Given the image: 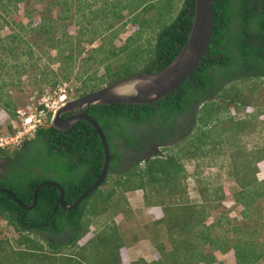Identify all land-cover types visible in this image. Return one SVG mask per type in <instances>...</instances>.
<instances>
[{
    "label": "rangeland",
    "instance_id": "rangeland-1",
    "mask_svg": "<svg viewBox=\"0 0 264 264\" xmlns=\"http://www.w3.org/2000/svg\"><path fill=\"white\" fill-rule=\"evenodd\" d=\"M183 3L184 0H23L12 11H1L5 18H0V149L10 157L5 163L7 173L4 176L9 173H24L32 161L38 163L34 174L41 175L40 168L45 164L44 150L37 141L18 150L23 140L31 138L38 125L50 124L54 111L62 102L82 93L79 88L83 78L87 75L97 78L104 76L106 64L113 71H118L116 79L141 72L153 57L158 32L172 21ZM142 5L147 7L139 8ZM133 7L139 9L135 10ZM42 22L50 27V34H42L37 30L36 27ZM13 33H17L22 41L11 44L7 37ZM46 37L52 38L57 46H48L45 43ZM125 45L128 47L119 50ZM11 46H15L11 48L12 51ZM112 51H116V55L112 56ZM68 54H73L75 58L74 66L69 68L64 61ZM109 55L112 57L109 58ZM100 59L104 62L97 61ZM230 74L233 76L234 71ZM55 78L58 83L53 86L51 82ZM107 80V76H104L102 81L95 83L106 81L105 85ZM230 96L235 102L249 104L245 108L264 110V79L246 76L224 83L219 92L211 96L212 102H209L211 105H218L220 109L214 111L210 106L195 109L193 119L187 126L186 116L182 115L177 122L178 134L164 141L168 143L166 148L151 153L147 158L155 154L165 158L167 151L181 157L180 161L186 172V178L181 183L184 190L180 201L174 197L173 203L176 205L187 200L202 207L204 213L200 224L188 231L185 228L183 230L186 223L178 217L172 223L161 221V208L155 206L161 211L158 214L155 209L149 211L153 206L146 205L143 188L128 191L117 188L114 185L115 174L130 168L122 164L91 196L100 198L103 193L105 197L107 190H113L111 199L117 201L119 206L115 213L112 214L111 210L113 203L108 204L110 207L106 210L96 208L94 213L89 211L90 200L85 204L82 220L86 221L89 217L87 232L90 238L96 237L93 245L97 241L101 245V249L98 247L92 251L97 262L105 260L107 254L109 257L114 255L116 241L113 239L119 238L116 253L118 264H150L160 258L158 246L171 252L178 244L181 245L182 253L173 252L175 255L171 261L177 262L180 257L181 264H198L202 254H198L195 249L200 248L205 253H212V264H237L231 246L235 240L244 241L248 237L255 242L254 251L261 255L257 264H264V199H256L246 215H243V205L237 199L244 189V185L238 180L243 177L242 180L247 182L246 177L252 178L253 172L248 167V162L254 158L257 149L264 146V122H259L254 117L243 123L236 119L230 121V107H234V104H229ZM5 104H9L10 109L15 108L14 117L4 107ZM41 105L43 107L40 109ZM213 114L220 118V123L215 122V137H202L199 142L207 143H202L203 146L195 151L190 143L192 139L198 143L194 134L201 127L206 129L213 126L209 121L205 124L200 117L208 118ZM26 117L30 120L27 123L23 121ZM149 127L138 128L144 130ZM16 134L19 137L15 139ZM158 137L160 139L162 136ZM182 149L187 154L182 156ZM137 164L144 166L142 159ZM46 176L52 181H62V177L55 173ZM256 176L257 180L264 178V164L259 165ZM165 187L169 186H164V189ZM170 190H173L171 186ZM97 201L99 202H93ZM155 215L160 216V219H155ZM209 224L212 226L207 228ZM204 230L210 238L228 240L229 250H218L204 240L195 239ZM251 230H255V233L251 234ZM26 235L24 232L23 236ZM28 235L51 256L46 244V233L29 232ZM103 235L110 239L106 248L99 239ZM20 236V232L10 226L6 219L0 218V240L11 242L10 245L4 244L5 251L18 248L16 241ZM66 239L65 234L57 238L61 249L56 257L52 256L57 259H50L43 264H68L64 258L71 252L75 253L77 247L67 245ZM182 239L197 240L193 244H196L192 250L194 257L185 253L183 244H180ZM83 241L84 239H80L78 244H83ZM122 250L126 260H123Z\"/></svg>",
    "mask_w": 264,
    "mask_h": 264
},
{
    "label": "trees",
    "instance_id": "trees-1",
    "mask_svg": "<svg viewBox=\"0 0 264 264\" xmlns=\"http://www.w3.org/2000/svg\"><path fill=\"white\" fill-rule=\"evenodd\" d=\"M21 1L23 0H0V18H5L2 16V12L7 13L8 11H12ZM234 2L232 0H212L213 28L206 52L189 77L174 92L150 104L120 102L88 107L87 113L99 123L110 145L108 172L101 186L105 184L113 171L121 165L123 153L130 148L133 150L138 149L135 139L119 123L124 125L133 124L138 127L160 124L170 129V137L174 138L177 135L174 132V128L182 115L186 116L187 126L193 119L195 109L201 110L203 107L209 106L214 111L220 109L214 103L212 105L209 104L210 101L212 102L211 96L218 93L220 87L227 81H230L231 78L246 77V60L248 57L251 59L252 64L257 66L262 62L264 66V0H234ZM233 4L235 5L234 10L232 9ZM142 7L145 9L147 6H139V8ZM193 7L194 0H184L183 6L177 15L168 25L160 29L153 51V57L145 64L141 72L159 70L176 56L189 34ZM133 8L135 10L139 9L138 7ZM36 28L42 34H50V27L45 26L43 22ZM109 28L111 29L112 25ZM231 37L234 38L231 39ZM7 38H9L11 44L22 41L17 33H13ZM45 43L50 47L57 46L55 41L50 37H46ZM14 47L11 46L10 51ZM127 47L128 45L122 46L119 50ZM229 47L234 49V57L229 53ZM111 55H116V51H112ZM111 55H109V58L112 57ZM74 59L73 54L66 56L64 61L67 68L74 66ZM97 61L104 62L102 59ZM105 68L104 76H107V83L112 82L116 79L118 71H113L109 64H106ZM233 70L234 75L232 76L230 73ZM261 71L264 72V69H261ZM104 76L97 78L87 75L83 78L82 85L79 88L81 89V94L102 86L106 81L97 83L95 81H102ZM64 77L66 78V76ZM57 83V78L51 82L53 86ZM229 101V104H234V107H230L231 111L228 117L230 121L236 119L243 123L248 118L254 117L257 121L264 122L263 109L255 110L253 108L248 113L245 110V106L249 104L235 102L231 96ZM4 107L9 110L12 117L15 116L16 110L14 107L10 109L9 104H5ZM42 107L41 105L40 109ZM216 115L213 114L208 118L200 117L205 124L209 121L213 123V126L206 128L207 130L200 126L201 128L194 134L196 137L195 140L197 139L198 143L193 139L190 143L193 144L195 151L200 149V146H203L202 143H207V141L199 142L202 137L214 135L215 122L218 124L220 121V118ZM233 128L235 129V126ZM34 130V137L23 140L22 145L25 147L34 141L43 143V162L45 164L40 168L41 175H35L29 169L24 173H9L8 176L0 179L2 180L0 188L10 190L15 198L23 204H30L35 186L44 180H49L46 175L55 173L62 177V181L58 183L64 190V202L66 204L72 203L81 192L95 181L102 167V146L95 129L88 122L79 120L70 127L69 133L65 136L50 124L46 126L38 125ZM12 131L14 132V130ZM168 138H164L162 141L164 142ZM182 150L180 152L182 156L187 154V152ZM194 150H192L193 153ZM66 153L68 156L70 155V159L64 157ZM2 154L5 155L6 153L3 149H0V156ZM180 158L174 152L169 151H167L165 158H161L160 154H155L149 157V159L142 161L144 166L136 164L126 169L123 173L115 174L116 180L114 185L124 191L143 188L146 205L158 206L162 210V218L160 219V216L155 215L156 218L167 223H172L178 217L186 223L183 230L185 228L191 231L194 225L200 224L204 209L187 202V200H182L183 202H178L176 205L173 203L174 197H177L175 199L180 201L183 195L181 193L184 190L181 183L186 178V172ZM29 164L30 166L38 167V163L35 161ZM262 164H264V146L257 149L254 158L248 162V167L253 172L252 178L246 177L245 179H248L247 182L243 181V177L238 180V182L244 185L240 196H237V199L243 205V215L249 212L256 199H264V178L257 180L256 176L259 165ZM147 181L149 184L146 183ZM167 185L169 187L171 186L173 190L169 191V187H165L164 189V186ZM107 191L105 197L101 192L100 198H91L92 194H90L78 206L70 210H66L56 203L60 191L55 186L46 185L41 187L37 191L36 204L31 209L20 206L10 194L5 191H0V218L6 219L7 223L21 234V238L16 241L19 247L14 248L15 250L10 248L5 251L4 244L10 245L11 242L8 240H0V264H43L44 262L50 261V259H57L53 258L59 254V250L61 249V244L57 242V238L64 234L67 237L66 244L76 245L75 247H77L75 253L71 252L69 256L64 258L68 264H118L116 263L118 260L116 253L119 249V238L113 239V241H116V252L114 251V255L109 257L107 254L106 259L99 263V261H96L97 257L92 254V251L93 249L95 251L98 247L101 249L100 241L95 242L93 245L96 237L94 238L92 236L90 238L91 236L87 232L88 226L86 223L89 217L86 221L82 220L84 211L86 210L85 204L89 200L90 204L88 207L91 213H94L96 208L106 210L110 207L108 204L111 203H113L111 207L112 214L115 213L116 208H119V206L117 201L115 202L111 199L114 191ZM94 199L99 200V202H93L95 201ZM153 209L157 210V214L161 213L158 208ZM211 226L209 224L207 228ZM207 228L206 230H208ZM99 231L102 232L100 229ZM24 232L27 233L26 236H23ZM29 232L35 234L37 232H44L48 235L46 244L49 247L51 256L46 254L42 250V246L28 235ZM250 233H255V230H251ZM104 235L99 239L102 240L101 244L106 248L109 245L110 239L104 237ZM197 238L208 242L218 250L225 252L229 250L227 249L229 247L228 240L218 239V237L210 238L205 230L201 231L198 237H195V239ZM80 239H84L83 244H78ZM197 240H180V244H183L182 247L186 254L194 257L192 250L195 249L196 244H193ZM254 245L255 242H253L252 238L248 237L244 241L242 239L234 241L231 247L234 251V259L237 264L258 263L261 255H258L254 251ZM158 250L160 258L150 264H181L179 256V261L177 262L170 260L174 258L173 256L175 254H172L173 252L182 253L181 245L178 244L177 247L172 248L171 252L164 251L161 246H158ZM195 250L198 254H202V258L198 261V264H212L214 259L212 253H205L200 248ZM122 257L123 260L127 259L123 250ZM115 258L117 259L114 260ZM185 259L182 258V260ZM52 263L48 262L47 264Z\"/></svg>",
    "mask_w": 264,
    "mask_h": 264
},
{
    "label": "water",
    "instance_id": "water-1",
    "mask_svg": "<svg viewBox=\"0 0 264 264\" xmlns=\"http://www.w3.org/2000/svg\"><path fill=\"white\" fill-rule=\"evenodd\" d=\"M213 28L212 0H194L192 22L189 34L176 56L164 67L152 72H137L113 80L105 85L67 99L54 111L51 126L57 130H66L79 120H84L95 129L102 146L103 162L100 173L95 181L70 204L64 202L63 187L56 181L44 180L33 190L30 204L18 201L10 190L0 188L10 194L17 203L31 209L37 200V191L46 185L55 186L60 194L56 203L70 210L92 194L104 181L110 161V150L105 134L99 123L87 113L92 105H108L115 103L150 104L155 103L174 92L192 73L203 58L211 38ZM79 110L65 118L62 113Z\"/></svg>",
    "mask_w": 264,
    "mask_h": 264
},
{
    "label": "flooded vegetation",
    "instance_id": "flooded-vegetation-1",
    "mask_svg": "<svg viewBox=\"0 0 264 264\" xmlns=\"http://www.w3.org/2000/svg\"><path fill=\"white\" fill-rule=\"evenodd\" d=\"M232 1L234 2V0H232ZM233 8L235 9L234 4L232 6V9ZM231 36H233V35H231ZM233 38L234 37H231V39H233ZM228 50H229V53L234 57V49L232 47H229ZM246 62H247V67H246V76L247 77L250 76L252 78L258 77V78L264 79V72L261 71V69H264L262 62L256 66L255 64H252L251 59L249 57L247 58ZM255 69H257V70H255ZM235 78H237V77L231 78L230 81L235 80ZM238 79H240V78L238 77ZM77 111H79V110L65 112V113H62L61 116L63 118H65V117H67V116H69V115H71ZM119 124L121 125L122 128H124L128 132V134L130 136H132L135 139L137 146H138V149H136V150H133L132 148H130V149H127L125 151V153H123L121 165L125 164L127 167H129V166L131 167V165L134 166L137 164L139 159H142V161L146 160L151 153L154 154L156 152H159L162 148H164L165 146L168 145V143H164L162 141L164 138H168L171 135V131L168 128H166V126H163L160 124H153V125H149L150 126L149 128H145L144 130H141L137 127V125H133V124L124 125L121 123H119ZM50 125H51V123H50ZM146 126H148V125H144V127H146ZM69 129L58 130V131L62 132L65 136L67 133H69ZM161 131H164V132L162 133ZM174 132H175V134H178V132H179V125L178 124L174 128ZM165 134H166V136H165ZM159 135L162 136L160 139L158 137ZM33 137H34V133L32 135V138ZM36 143H38L39 147L41 149H43V143H41L40 141H37ZM108 145H109V143H108ZM22 148H24L23 145H21V147L18 150H20ZM109 148H110V145H109ZM69 156L66 153V156H64V157L66 159H70ZM9 158L10 157L8 155L0 156V165H1L0 166L1 167L0 168V178L2 177V175L4 176L7 173L5 163L8 162ZM28 168H29V170L34 172L35 169H37V166H30V164H29Z\"/></svg>",
    "mask_w": 264,
    "mask_h": 264
},
{
    "label": "built area",
    "instance_id": "built-area-1",
    "mask_svg": "<svg viewBox=\"0 0 264 264\" xmlns=\"http://www.w3.org/2000/svg\"><path fill=\"white\" fill-rule=\"evenodd\" d=\"M245 110H246V112H248V111L250 112V111L252 110V108H247V107H246ZM28 118H29V117H26L25 119H23V121L25 120L26 123H27V121L29 122L30 120H28ZM18 137H19V134H16V135H15V139L18 138ZM11 139H12V138H11Z\"/></svg>",
    "mask_w": 264,
    "mask_h": 264
},
{
    "label": "crops",
    "instance_id": "crops-1",
    "mask_svg": "<svg viewBox=\"0 0 264 264\" xmlns=\"http://www.w3.org/2000/svg\"><path fill=\"white\" fill-rule=\"evenodd\" d=\"M153 208H157V207H152V208H150L149 211H150V212L153 211ZM155 217H156V216H154V218H155ZM155 219H156V218H155Z\"/></svg>",
    "mask_w": 264,
    "mask_h": 264
}]
</instances>
